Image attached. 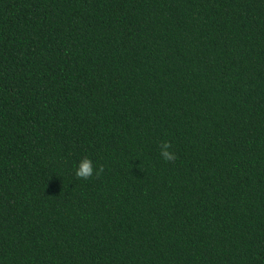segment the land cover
<instances>
[{
  "label": "trees",
  "instance_id": "trees-1",
  "mask_svg": "<svg viewBox=\"0 0 264 264\" xmlns=\"http://www.w3.org/2000/svg\"><path fill=\"white\" fill-rule=\"evenodd\" d=\"M0 264H264V0H0Z\"/></svg>",
  "mask_w": 264,
  "mask_h": 264
},
{
  "label": "clouds",
  "instance_id": "clouds-1",
  "mask_svg": "<svg viewBox=\"0 0 264 264\" xmlns=\"http://www.w3.org/2000/svg\"><path fill=\"white\" fill-rule=\"evenodd\" d=\"M160 156L164 161H171L176 159V154L172 152L171 144L169 141L164 140L161 142L160 146ZM75 175L79 178L88 179L90 177L98 176L103 171V166H97L94 162L87 156L79 160L75 165Z\"/></svg>",
  "mask_w": 264,
  "mask_h": 264
}]
</instances>
